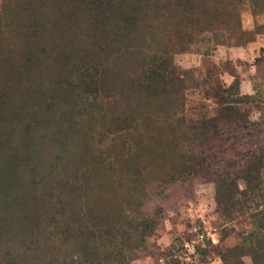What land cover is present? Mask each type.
I'll use <instances>...</instances> for the list:
<instances>
[{
  "label": "trees",
  "instance_id": "1",
  "mask_svg": "<svg viewBox=\"0 0 264 264\" xmlns=\"http://www.w3.org/2000/svg\"><path fill=\"white\" fill-rule=\"evenodd\" d=\"M160 3L163 1L0 0V36L12 32L14 39L9 45L10 49L0 53V264H128L134 258L133 252L137 250L141 238L153 230L156 219L152 215L144 216L137 201L142 187L138 180L145 170L140 161L146 157L140 147L141 140L135 138L138 145L125 159L116 155L99 158L86 152L90 139H86L79 129L74 132L71 128L85 121V113L91 111L94 114L100 110L101 122L105 123L107 119L108 123L102 128L111 133L126 130L122 115L125 114L124 109L117 115L108 116L110 105L104 107L102 100L105 97L104 87L114 85L127 92L128 85L133 84L140 92L138 100H142V105L147 107L154 100L160 101L166 96L168 76L175 73L172 56L168 50L162 51L160 60L156 59L155 54H148L155 51L156 47H151L157 45L151 41L156 29L150 27L148 19L141 16L142 12H157L161 8ZM245 4L258 9L264 16V0H216V3L214 0H175L163 9L160 18L185 20L177 22L182 25L181 30L191 28L190 31H197L198 34L210 32L209 27L218 20L222 28L218 36L226 39L233 37L236 41L247 34L239 24L240 10ZM67 6L74 7L76 14L89 20V24L85 20L81 22L82 33L87 30L97 38L92 44V52L98 59L91 67L83 66L87 70L82 69V78L78 81L81 103L86 102L85 96H93V101L98 100V108L95 109L93 102L92 106L88 104L86 112L81 111L76 103L63 105L61 94L58 97L48 94L56 87H70L72 81H59L57 76L51 79L41 77L42 63L39 62L46 57L38 58L37 52V57L34 56L32 49L34 40L49 37L59 44L67 63L73 53L86 56L90 52L86 43L79 46L70 34L71 30L77 28L73 25L74 17L60 15ZM253 36L258 38L259 32L254 30ZM17 45L23 49V54L18 55V58H22L20 65L12 62ZM44 47L43 43L38 51L45 54ZM209 51L213 52L205 47L202 53L208 54ZM65 67L63 65L62 69ZM179 88L176 82V91ZM221 92L223 103L226 100L221 104L224 106L221 108L222 118L232 119L225 123L232 129L227 126V133L226 128L219 131L217 127L209 126L205 136L207 139L213 136L215 139H229L231 142L226 143L225 148L228 145L234 148L236 161L226 165L224 159L214 164L217 170L215 179L218 178L214 183L216 191H219L213 199L215 206L223 199L225 188L220 191V187L232 186V192L226 195L230 196L229 201L233 200L234 182L237 179L245 184V191L241 194L254 196L262 183L259 171L264 167V145L251 142L263 131L264 117L250 113L244 122L233 119L236 112L233 106L246 102L238 92L236 79ZM255 94H258V90ZM120 95L123 96L122 93ZM31 101L39 103L40 108L37 113L30 112V119H27L25 116L29 111L26 113V105ZM12 103L17 107L10 110L9 107L14 106ZM164 124L168 132L174 128L171 121ZM133 129L141 133L135 123ZM247 139L250 148L247 147ZM153 146L157 149L153 150L150 159H156L154 156L165 158L169 144L162 145L157 140ZM188 164L185 161V165ZM104 166L109 168V176L104 172ZM92 169L97 175L98 170H103L99 173L104 180L101 181L104 185L101 186L102 193L108 196L110 205L103 202L104 208H97L98 211L85 205L77 209L76 215L70 216L67 213L70 202L76 201L77 197H85L86 200L94 195V187L89 195L85 193V190H89L88 180ZM235 170L237 174L246 173L247 177L237 178L234 175L227 178L230 184H223L228 172ZM184 172L185 169L175 178L171 175L170 179L181 180L182 176L190 174L187 170ZM128 177L132 178V183H125L124 178ZM110 178L114 180L113 185L106 183ZM95 185L96 189L99 188L98 183ZM77 192L78 196H75ZM131 201L133 203L129 207L128 202ZM114 203L115 210L111 209ZM229 214V211H225L226 217ZM256 228L257 231L240 237L237 245L221 250L218 253L220 263L245 264L242 258L247 257L248 264H264V223ZM219 239L218 234L217 243ZM66 245L71 246L72 250L66 255L65 262L64 257L60 258ZM209 247L199 250V261L204 259L207 263L208 259L213 258L202 255Z\"/></svg>",
  "mask_w": 264,
  "mask_h": 264
},
{
  "label": "rangeland",
  "instance_id": "2",
  "mask_svg": "<svg viewBox=\"0 0 264 264\" xmlns=\"http://www.w3.org/2000/svg\"><path fill=\"white\" fill-rule=\"evenodd\" d=\"M162 1L163 3L159 4L161 8L157 12H142L141 16L148 19L147 23L151 25L150 27L156 29L151 41L157 45L152 46L151 49L156 47L154 48L155 51H149L148 54H155L156 59L160 60L162 51L168 50L172 56L171 60L175 67V73L173 76H168L169 82L165 88L166 96H163L160 101L154 100L147 107L142 105V100H138L140 92L133 84L128 85L127 92H122L119 87L114 85L111 88L104 87L105 94L103 96L105 97L102 100L104 107L110 105L108 116L117 115L124 109L125 114L122 115L126 123V130L111 133L110 130L102 128L108 123H106L107 119L105 123L101 122L100 110L94 114H91V111L85 113L87 115L86 118L84 117L85 121H80L82 123L74 125V128L71 129L74 132L79 129L86 139H90V147H87L86 152H90L93 156L97 155L99 158H103L105 155H116L125 159L138 145L135 138L138 137L141 140L140 147L143 148V155L146 157L140 161V165L145 170L138 180L142 187H139L141 196L137 197V201L141 205L142 214L154 216L156 223L153 230L141 238L137 250L133 252L134 258L128 264H157L156 261L159 257L168 255L167 250L163 251L160 248L165 241L170 243L179 237H185L192 227L201 228L203 225L215 227L220 239L218 243L210 245L209 249L204 251L202 255L219 260L218 253L221 250L237 245L240 237L257 231L256 226L264 223V167L259 171L258 176L262 183L254 196L247 193L241 194L245 191V184L243 180L237 179L234 182L233 200L229 201L230 196L226 195L232 192L233 187H220V191L225 188L222 195L223 199H220L218 206H215L213 199L219 191H216L214 183L218 179H215L217 170L214 164L225 159L226 165H232L236 158L234 157V148L231 145L225 148V144L231 142L229 139H215L214 136L207 139L205 136L209 126L210 128L217 127L219 131H224L226 128L225 131L228 133L227 126L229 125L225 126V123L232 119L222 118L221 108L224 106L221 104L224 99L221 91L235 79L238 83L239 94L244 93L245 88H247L248 84L245 82H248L250 78L255 79L252 85L258 90V94L251 96L242 94L241 97L246 102H238L233 106L236 109L233 119L244 122L250 113L261 114L264 117V105H262L264 103V56H256L259 54L258 45H264V16L258 9L251 7L250 4H245L240 10L239 24L241 30L247 34L241 40L235 41L233 37L226 39L218 36V33H222V30H219L221 27L218 20L211 24L210 32L198 34L197 31H190L191 28L181 30L183 27L177 22H184L185 20L174 21L173 19L160 18L163 9L168 8L175 0ZM214 1L216 3V0ZM76 12L74 7L67 6L60 15L62 17L63 15L74 17L73 25L77 28L71 30L70 34L79 46L86 43L87 49H90L86 56H82L83 53L81 56L73 53L70 62L67 63L62 56V49L59 44L49 37H43L41 41L34 40L35 46L32 49L34 56L37 57L35 54L37 52L38 58L46 57L44 61L39 59L42 61L39 62L42 63L40 69L42 73L39 72L41 77L51 79L57 76L59 81L65 79L67 82L72 81L70 87H56L48 91V94L57 97L58 94H61L60 100H62L63 105L76 103L81 111L86 112L88 111V104L91 105L93 102L95 109H97L98 100L96 98L93 101V96L89 98L85 96L86 102L81 103L80 89L78 90V87L81 88V86L78 81L82 78L83 66L89 65L91 67L98 59V56L92 52V44L97 41V38L92 37L93 34L90 35V32H86L87 30L82 33L80 29L83 28L81 25L83 23L81 22L84 20L88 22L89 20H86V16L80 17ZM175 20L177 19L175 18ZM254 30L259 32L258 38L253 36ZM11 33L5 32L0 36V53L10 49L9 45L14 40ZM43 43L45 54L38 51ZM194 47L197 50H194ZM205 47L212 49L213 52L209 51L208 54H203L202 51ZM260 51L264 53V50L261 49ZM14 52L12 62L14 65H20L22 58H18V55L23 54V49L17 45ZM44 63L45 68H43ZM63 65H66L64 69H62ZM176 82L180 86L179 91H176ZM120 93L123 94L122 97ZM139 98L142 99V96ZM38 105L39 103L33 101L26 105V113L29 111V114L25 116L27 119H30V112L31 114L38 112L40 108ZM15 107H17L16 104L10 106L9 109ZM143 118H145V122L141 124ZM166 121H171V126L174 127L169 132L166 130V124H164ZM134 123L140 129V134L134 131ZM229 127L228 129H232L231 126ZM157 140L162 145L168 143L169 150L165 153V158L154 156L156 159H150L153 150L157 149L156 146H153ZM251 142L264 145V128L260 135ZM249 144L247 147L250 148ZM185 161L189 164L185 165ZM103 168L106 174L110 172L109 168L105 166ZM184 169L190 174L182 176L181 180L170 179L171 175H173L172 178H175ZM101 171L103 172V170H98V175L95 170L90 173L89 190H85V193L89 195L91 188L94 187L93 197L86 200L85 197H77L79 200L69 203L70 209H67V213H70V216L76 215L77 209L85 205L92 209L95 208L96 211H98L97 208L100 210L101 207L104 208L103 202L110 205L108 196L102 193L103 187L101 186L104 185L101 181L104 180L102 179L103 176L99 175ZM237 172V170L228 172L226 183L223 184H230L227 178L230 179L234 175H237V178L240 176L247 177L246 173L242 172L241 175ZM112 179L110 178L109 181L107 179V185L114 184ZM124 181L125 183H132V178H124ZM96 183L99 184L97 189ZM85 187L86 185H84ZM75 196H78V192ZM132 203L133 201L128 202L129 207L132 206ZM111 209H116L115 203ZM225 211L230 212L229 217H226ZM66 216L69 217L67 214ZM70 247L69 245L63 247L62 250L64 251L60 260L64 257L66 262V255L70 254L72 250ZM44 260L45 258L42 259V261ZM242 261L245 264L249 263L247 257L242 258ZM168 262L174 264L171 260ZM199 262L200 264H208L204 259Z\"/></svg>",
  "mask_w": 264,
  "mask_h": 264
},
{
  "label": "built area",
  "instance_id": "3",
  "mask_svg": "<svg viewBox=\"0 0 264 264\" xmlns=\"http://www.w3.org/2000/svg\"><path fill=\"white\" fill-rule=\"evenodd\" d=\"M217 238L215 227L209 225L206 227L203 225L201 228L192 227L187 236L172 240L168 255L159 257L156 262L157 264H169L168 261L171 260L174 264H200L199 250L215 244ZM216 260V258L208 259V264Z\"/></svg>",
  "mask_w": 264,
  "mask_h": 264
},
{
  "label": "crops",
  "instance_id": "4",
  "mask_svg": "<svg viewBox=\"0 0 264 264\" xmlns=\"http://www.w3.org/2000/svg\"><path fill=\"white\" fill-rule=\"evenodd\" d=\"M259 47H258V55H256L257 57H260V56H264V53H262L260 50L262 49V50H264V45H261V44H259L258 45ZM255 81V79H253V78H250L249 80H248V82H245V83H247L248 84V86H247V88H245V91H244V93H240V95H242V94H244V96H251V95H253V94H255V92H256V90L257 89H255L254 88V86L252 85V83ZM242 83H244V82H242ZM170 244H171V242L170 243H166V241L164 242V245H162V247H160L161 248V250H169V247H170ZM139 264H142V263H139ZM150 264H152V263H150ZM209 264H220L219 262H217V261H214V262H211V263H209Z\"/></svg>",
  "mask_w": 264,
  "mask_h": 264
}]
</instances>
